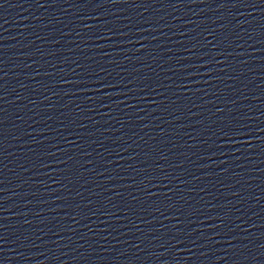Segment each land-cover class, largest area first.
<instances>
[{
    "label": "water",
    "instance_id": "1",
    "mask_svg": "<svg viewBox=\"0 0 264 264\" xmlns=\"http://www.w3.org/2000/svg\"><path fill=\"white\" fill-rule=\"evenodd\" d=\"M0 264H264V0H0Z\"/></svg>",
    "mask_w": 264,
    "mask_h": 264
}]
</instances>
